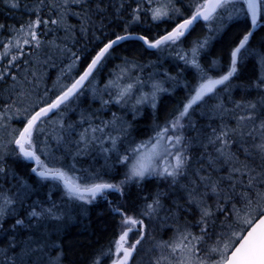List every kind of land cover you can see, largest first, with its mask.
I'll return each mask as SVG.
<instances>
[{"label": "snow or ice", "instance_id": "1", "mask_svg": "<svg viewBox=\"0 0 264 264\" xmlns=\"http://www.w3.org/2000/svg\"><path fill=\"white\" fill-rule=\"evenodd\" d=\"M0 8L15 20L0 23L8 33L0 41V264H61L62 251L48 255L63 248L53 233L101 198L119 219L90 264H137L141 252L157 251L147 264H264V34L256 37L264 0H0ZM200 22L204 34L189 41ZM233 24L242 27L210 55ZM128 41L142 46L138 55L115 56ZM149 50L159 55L144 63ZM164 54L179 62L175 74ZM113 59L121 63L101 89ZM181 86L185 97L160 123L162 94ZM252 91L258 96L247 99ZM89 93L99 108H80ZM109 105L133 121L105 118ZM145 105L151 135L137 140ZM202 107L207 125L192 119ZM9 158L30 163L35 187ZM149 178L166 190L141 195Z\"/></svg>", "mask_w": 264, "mask_h": 264}, {"label": "trees", "instance_id": "2", "mask_svg": "<svg viewBox=\"0 0 264 264\" xmlns=\"http://www.w3.org/2000/svg\"><path fill=\"white\" fill-rule=\"evenodd\" d=\"M12 15H14L17 19H20L23 17V19H27V16H25L22 12H14ZM72 23H76V20L73 19L71 21ZM0 23H8V24H14L15 20L8 19V10L5 8H0ZM144 26H148L147 21L144 22ZM161 28L165 27V25L161 24ZM242 26L239 24H233L227 31L226 35H224L222 40H219L215 42L213 49L211 50L210 55L216 56L219 54L220 50L226 46L227 42L240 30ZM133 31H141L139 27L133 28ZM119 31V29H117ZM7 32L0 33V41H3L5 36H7ZM204 34V24L203 22L198 23L195 26V30L192 32V34L188 37V40L191 41L198 35ZM264 34V29H258L256 33L257 39L260 35ZM255 40L253 43L255 44ZM142 46L139 44V42H122L118 47H116L114 55L120 56V55H138V50H140ZM2 50V49H0ZM159 54L154 52L153 50H149L147 52H144L143 54V61L147 63L149 60H156L157 56ZM161 59L164 62V67L169 68L173 74L176 72V68L174 65L178 64L179 62L175 60L173 56H170L168 54H164ZM119 59H113L109 62L108 65L114 64ZM56 73H52L53 79H55ZM107 74L103 73L100 78L103 80ZM187 79L191 80V75L186 74ZM243 79V78H242ZM52 81H48L49 86H51ZM236 83V81H234ZM186 91L183 89V87H178L173 93H164L161 96L160 102L158 104V112L157 115L159 116L160 123H163V120L167 116V114L176 107L180 101L185 97ZM258 96V93L255 91L251 92L250 96H247V99H254ZM244 97V93H242L239 90H233L232 93V99L234 100H241ZM82 103L80 104V108H99L100 104L99 102H93L92 98L87 95L86 97H82ZM105 99L107 97L105 96ZM209 105L212 103H215V101H209ZM231 107V105H228ZM204 111V108H198L196 109V114L192 117V119L197 120L200 125H207L211 123V121L208 119V115L201 116L200 113ZM117 113L118 115L125 116V118L132 122L133 117L130 113V111L122 110L119 106H113L109 105L107 108L103 110V115L105 118H111L112 113ZM143 114L138 115L136 117V122L134 123V129L132 135L139 139H147L149 135H151V128L153 124V117H152V111L149 109H145L141 111ZM71 120H76V115L70 114ZM215 127L216 125L213 123L212 125ZM200 149H195L194 155H199ZM233 151H236V149H233ZM241 160H243V156L240 157ZM8 165L11 166L16 170L18 175L22 177L24 180H26L29 184L36 186V181L38 180L37 177L34 175L29 174V169L31 167L29 162L25 161H17L14 158H9L7 161ZM100 163H103V160H100ZM261 161L257 158L255 161V165H260ZM13 183H15L13 181ZM166 183L162 182L159 179L149 178L147 181L143 183L142 192L141 195H152L154 194L157 189H160L161 191L166 190ZM187 181L182 180L181 184H185ZM7 187V185H6ZM44 191L46 189H40V196H43ZM133 193H135L137 190L134 188ZM36 197L34 196L33 199ZM134 197H130V200ZM109 200H117L118 196L115 193H112L108 196ZM71 211V206H70ZM103 212V215H99L98 213ZM88 215L85 217L82 212H80L79 209L76 211H71V219L67 221V226L62 228L58 233H53L52 239L57 240L58 243H62L63 248L58 249V254L62 251L63 257L61 264H90V255L93 252L94 249H98L101 247H107L109 241L113 238V233L116 231V220L119 219V217H113L109 211L108 206L106 202L103 200V198L95 201L93 205H89L87 208ZM12 221L9 220L8 224H10ZM8 224H5V227H8ZM54 227V226H53ZM11 233H9L10 235ZM153 235L156 236V238L161 236V233L159 230H157ZM167 235H164V238ZM134 238V237H133ZM3 241H6V237L2 238L0 240V243ZM144 247H147V249H150L151 245L146 242ZM160 252H141L139 256H137V260L140 258V263L138 264H147L148 259L150 257L159 256ZM141 258L143 260L141 261Z\"/></svg>", "mask_w": 264, "mask_h": 264}, {"label": "rangeland", "instance_id": "3", "mask_svg": "<svg viewBox=\"0 0 264 264\" xmlns=\"http://www.w3.org/2000/svg\"><path fill=\"white\" fill-rule=\"evenodd\" d=\"M121 61L118 60L117 62H115L114 64H111V65H108V68L105 69L104 73L105 75L108 73V70L111 69L114 65H117V64H120ZM145 63V62H144ZM149 71H151V69H148ZM98 79L100 80V88L103 89L104 87V84L107 82V79H108V75L102 80L100 77H98ZM51 87V86H49ZM146 90V89H145ZM173 93V92H172ZM90 97H91V94L89 93L88 94ZM92 98V97H91ZM131 103V102H130ZM145 109H151V107L149 105H145L141 108V111L145 110ZM69 210H70V206H69ZM167 237V236H166ZM160 237H158L157 239H159ZM164 239H167V238H164ZM145 249H147V247H144ZM48 255L52 256V257H55L56 255H58V249H53V250H50ZM140 263V258L137 260V264Z\"/></svg>", "mask_w": 264, "mask_h": 264}]
</instances>
